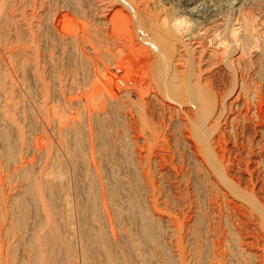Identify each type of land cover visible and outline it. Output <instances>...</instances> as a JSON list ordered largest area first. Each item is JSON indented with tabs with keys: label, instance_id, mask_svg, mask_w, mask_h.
I'll list each match as a JSON object with an SVG mask.
<instances>
[{
	"label": "rangeland",
	"instance_id": "obj_1",
	"mask_svg": "<svg viewBox=\"0 0 264 264\" xmlns=\"http://www.w3.org/2000/svg\"><path fill=\"white\" fill-rule=\"evenodd\" d=\"M117 12L128 29L112 26ZM154 43L181 57L177 86L202 87L228 111L210 131L227 181L174 123L157 128L159 113L169 115ZM119 62L133 86L113 79ZM263 103L264 0H0V264H108L107 251L112 264H263L262 216L227 183L264 207V152L253 135ZM125 115L130 131L116 120ZM145 138L155 145L143 148Z\"/></svg>",
	"mask_w": 264,
	"mask_h": 264
},
{
	"label": "bare ground",
	"instance_id": "obj_2",
	"mask_svg": "<svg viewBox=\"0 0 264 264\" xmlns=\"http://www.w3.org/2000/svg\"><path fill=\"white\" fill-rule=\"evenodd\" d=\"M114 1V0H113ZM123 2V1H122ZM188 2V1H187ZM117 3V2H116ZM124 3H126L128 6H130L132 9H131V12H132V15H133V17H132V19H133V21H134V19H135V21H137L138 22V24L140 25V30L139 29H136V30H139V33H141V34H143V30L144 29H142V27H144L143 25V23L140 21V19H139V15H138V13L137 12H135V10H134V8H133V4L132 3H130V2H124ZM135 3V2H134ZM185 3H186V1H185ZM190 3H192V2H190ZM186 4H188V3H186ZM185 8L186 7H184V10H185ZM188 8V7H187ZM103 10H105L104 8H102ZM188 10H190V9H188ZM187 10V11H188ZM192 10V9H191ZM106 11V10H105ZM137 11H138V9H137ZM193 12V11H192ZM141 13V12H140ZM190 13V12H189ZM123 14H122V12H117V14L116 15H114V18L113 19H115L116 21H117V23L116 22H114L115 24L114 25H112V23L110 24V25H112V26H116V28H118V29H120L123 25H124V27L125 26H127L128 25V22H127V20H126V18H124L123 16H122ZM111 18V19H112ZM131 18V17H130ZM112 19V20H113ZM127 19H129L128 17H127ZM155 22V21H154ZM127 23V25H125ZM144 23H146L145 21H144ZM156 23V22H155ZM137 24V25H138ZM136 25V24H135ZM136 25V26H137ZM159 27H161V26H159ZM126 29H128L127 27H125ZM152 29H154V27L152 28ZM156 29V28H155ZM122 30H124V29H122ZM146 31V30H145ZM163 32V31H162ZM235 32V31H234ZM243 32V31H242ZM138 33V32H137ZM144 35V34H143ZM145 36V35H144ZM243 36V37H242ZM241 36V39H240V43H241V45H242V47H246V45L248 44V42H249V38H248V36H246L245 34H243ZM121 39V38H120ZM122 40H123V38H122ZM127 40V39H126ZM141 40H143V39H141ZM133 41V40H132ZM170 41V40H169ZM130 44L129 42H126L125 43V45H128V44ZM168 43V42H167ZM192 43V42H191ZM181 44V43H180ZM152 45V48L156 51V52H159L160 54H161V57H160V59L159 60H157V64H154V66L158 69V73L156 74V75H153V78H155L156 76H157V78L158 79H160V78H163L164 79V81H165V85H164V90H165V92H164V96H166V98H167V100H166V102L169 104V105H171V106H167L168 104H166V106H165V110H163L162 109V107L159 109V111L161 110V112L163 111H166L167 110V114L169 115V118L166 120L165 118H164V114L163 113H159V114H163L162 115V117H161V115H160V117L158 116V120H157V128H164L165 129V127L166 126H170V127H174V128H176L177 127V129L178 130H176L178 133V135L180 136V137H182L183 138V140L185 141V142H188V140H191V139H193V140H191V141H193L194 143H192L193 145V149L194 150H196V153L198 154V155H202L203 156V158L204 159H202L203 161L205 160V162L208 164V166L209 167H207L208 169L211 167L212 169H210L211 171H212V174H214L215 173V176L217 175V177H219L220 179H222L223 181H227V179L225 180V175H223V173H222V171H220V170H218L215 166H214V163L215 162H217V161H219V160H216V156H214V154L211 152V148H210V143H211V134L212 133H210V131L212 132L213 130H214V128H215V126H218V123H219V119H221V117L223 116V114H225V112L227 111L226 110V108L225 107H223L222 108V110H218L217 109V107H216V105H215V101H213V100H211V102L210 101H208V91H206L204 88H202V87H196V86H191V85H189V86H186L187 87V89L185 88V89H183L182 88V86H177V85H179V82H178V76H177V74H178V71H177V62H179V59L181 58L179 55H177L176 57H178V59H176V58H174L175 57V55H174V53L172 52V53H170V51H171V49H169V50H167V48L164 50V49H162V47L161 46H159V45H157L156 43H154V44H151ZM197 45V44H196ZM167 46V45H166ZM182 46V45H181ZM198 46H199V44H198ZM241 47V46H240ZM239 47V48H240ZM134 48H136V46H134ZM143 48V47H142ZM161 48V49H160ZM187 48V47H186ZM131 49H133L132 47H131ZM138 49V48H137ZM129 50V49H128ZM153 50V51H154ZM241 50H243L242 48H241ZM130 51V50H129ZM133 51V50H132ZM135 51V50H134ZM142 51V50H141ZM131 52V51H130ZM155 52V53H156ZM241 52V51H240ZM149 53V52H148ZM243 53V52H242ZM242 53L240 54V55H242ZM135 54V53H134ZM142 54H144V53H142ZM238 54V53H237ZM120 55V54H119ZM146 55V54H145ZM171 56H173V58L171 57ZM144 57V56H143ZM146 57V56H145ZM118 58H121V57H118ZM141 56L140 55H137V57L136 58H134V59H138V62H139V60H141ZM190 59V58H189ZM87 60V59H86ZM237 60V59H236ZM236 60H234V61H236ZM136 61V60H135ZM143 61H144V58H143ZM238 62H239V60H237ZM137 62V61H136ZM145 62V61H144ZM143 62V63H144ZM148 62V61H147ZM149 62H150V60H149ZM155 62V61H154ZM177 64H176V63ZM191 62V61H190ZM237 62V63H238ZM141 63V62H140ZM139 63V64H140ZM127 64V63H126ZM126 64H125V62H119L118 64H116V66H115V70L113 71L114 72V77H113V79H115V80H117V82H119V84L121 83H125V84H127V85H129L130 84V86L132 85V81H134V78H132V76H131V74L129 75V70H128V67H126ZM147 64V63H146ZM180 64V63H179ZM144 65H145V63H144ZM145 69H146V67H145ZM224 70V69H223ZM134 72V71H133ZM109 73V72H108ZM138 73H140V71L138 72ZM145 73H147V72H145ZM225 73V72H224ZM120 74V75H119ZM141 74V73H140ZM155 74V73H154ZM112 75V74H111ZM143 75H145V74H143ZM179 75V74H178ZM146 76V75H145ZM138 77V76H137ZM141 77H143V76H141ZM147 77V76H146ZM251 77V76H250ZM141 79V78H140ZM162 79V80H163ZM190 79V78H189ZM103 80V79H102ZM138 80H139V78H138ZM113 81V80H112ZM148 82V81H147ZM168 82V83H167ZM241 82H242V80H241ZM105 83H106V80H105ZM123 83V84H124ZM142 83V82H141ZM182 83V82H181ZM113 84V83H112ZM169 84V85H168ZM188 84V83H187ZM191 84V83H190ZM107 85H108V87H107ZM106 85V87H105V90H109V89H112V85L111 84H107ZM114 85V84H113ZM142 86H143V84H141ZM148 85V84H147ZM168 85V86H167ZM115 86V85H114ZM126 86V85H125ZM133 86V85H132ZM240 86V85H239ZM103 87H104V85H103ZM141 87V86H140ZM197 89H196V88ZM102 88V87H101ZM107 88V89H106ZM144 88V87H143ZM161 88V87H160ZM181 88V89H180ZM98 89V88H97ZM118 89H120V86H119V88ZM166 89H167V91H166ZM255 89V88H254ZM95 90V89H94ZM100 90V89H99ZM103 90V89H102ZM115 90V89H114ZM140 90V89H139ZM149 90H151V89H149ZM96 91H98V90H96ZM116 91V90H115ZM131 91H133V89L131 90ZM216 91V90H215ZM94 92V91H93ZM101 92H104V90L103 91H101ZM154 92V91H153ZM170 92V93H169ZM243 92V91H242ZM107 93H109V91H107ZM113 93V92H112ZM144 93V92H143ZM146 93V92H145ZM144 93V94H145ZM240 93V92H239ZM239 93H237V96L234 98V104L236 105V107H235V105H234V107L236 108V109H242L244 106H243V102L245 101V98H244V101L243 102H241V104L239 103V97H240V94ZM89 94V93H88ZM92 94V93H91ZM96 94V95H95ZM103 93H101V95H102ZM110 94V93H109ZM147 94V93H146ZM156 94V93H155ZM162 94V93H161ZM169 94H172L173 95V97H174V99L175 98H185V99H187V104L188 105H186V106H191L192 108H189V107H187L186 109L185 108H183L184 106H182V105H180L178 102H176L174 99H172L173 97H170L169 96ZM216 94V93H215ZM244 94H245V92H244ZM249 94V93H248ZM247 94V96H249ZM94 95L97 97L98 95H99V93L97 92H95L94 93ZM101 95H100V97H101ZM150 95H153V96H155L154 95V93L153 94H150ZM163 95V94H162ZM258 95V94H257ZM88 96V95H87ZM92 96H93V94H92ZM91 96V97H92ZM112 96V95H111ZM140 96V95H139ZM148 96V95H147ZM254 96V95H253ZM256 96V95H255ZM142 97V96H141ZM145 97V96H144ZM245 97H246V94H245ZM250 97V96H249ZM258 97H259V95H258ZM257 97V98H258ZM138 98V97H137ZM164 98V97H163ZM217 98V97H216ZM247 98V97H246ZM253 98H255V97H253ZM88 99H89V97H88ZM94 99V98H93ZM122 99V98H121ZM143 99V98H142ZM260 99V102L258 103V102H256L255 101V103H258V104H256V105H259V107L261 106V103H262V100H261V97L259 98ZM85 100V99H84ZM90 100V99H89ZM124 100V99H123ZM144 100V99H143ZM163 100H165V99H163ZM241 100V99H240ZM248 100V99H247ZM246 100V101H247ZM91 101H92V98H91ZM153 101V100H152ZM152 101H150L151 103H152ZM245 101V102H246ZM252 101V100H251ZM97 102H98V100H97ZM114 102H115V100H114ZM228 102V101H227ZM236 102H237V104H236ZM147 103V102H146ZM148 103H149V99H148ZM222 103H223V101H222ZM222 103H221V105H222ZM91 104V103H90ZM123 104V103H122ZM165 104H163V105H165ZM218 104V103H217ZM232 104V103H231ZM264 104V103H263ZM115 105V104H114ZM124 105V104H123ZM122 105V106H123ZM147 105H151L150 103L149 104H147ZM229 105V104H228ZM90 106H92V105H90ZM238 106V107H237ZM246 106H247V104H246ZM93 107V106H92ZM126 107V106H125ZM152 107V106H151ZM178 107L180 108V109H178ZM222 107V106H221ZM229 107V106H228ZM227 107V108H228ZM249 109H251V106L249 105ZM258 107V106H257ZM127 108V107H126ZM125 108V109H126ZM235 108H234V110H235ZM254 108H256V107H254ZM97 109V108H96ZM120 109V108H119ZM244 109L245 108H243V111H244ZM234 110H233V112H234ZM262 109H260V108H256V112H254L255 113V118L258 120V122H260V124H261V122H263L262 121V119L264 118L263 117V115H262V113L264 112H262L261 111ZM246 111V110H245ZM248 111H251V110H248ZM92 112V111H91ZM173 112L176 114V115H172L173 114ZM222 112H224L223 114H220V113H222ZM228 112V111H227ZM226 112V113H227ZM131 113V112H130ZM133 113V112H132ZM165 113V112H164ZM229 113H230V107H229ZM235 113V112H234ZM247 113V112H246ZM251 113H252V111H251ZM89 114V113H88ZM96 114V113H95ZM166 114V115H167ZM228 114V113H227ZM250 114V113H249ZM124 115V114H123ZM127 115V114H126ZM125 115V117L124 118H120V117H117L116 118V120H117V123L119 124H123V122H124V125H125V127H127V125H128V118H129V115H128V118H127V116ZM230 115V114H229ZM231 115H232V113H231ZM241 115H243V114H241ZM119 116V115H118ZM233 116H235V115H233ZM232 116V117H233ZM239 116V115H238ZM249 116V115H248ZM247 116V117H248ZM96 117V116H95ZM132 117V116H131ZM168 117V116H167ZM166 117V118H167ZM215 117H217V118H215ZM228 117V116H227ZM226 116H225V118H227ZM231 117V116H230ZM243 117V116H242ZM246 117V116H245ZM244 117V118H245ZM251 117V116H250ZM253 117V116H252ZM161 118V119H160ZM254 118V119H255ZM132 120H135L134 118H131ZM175 119V120H174ZM234 119V118H233ZM236 119H238L237 118V116H236ZM239 119H240V117H239ZM223 120L225 121V119L223 118ZM232 120V119H231ZM252 120V119H251ZM130 121V120H129ZM145 121H147V120H145ZM132 122V121H131ZM135 121H133L132 123H134ZM148 122V121H147ZM154 122V121H153ZM156 122V121H155ZM226 122V121H225ZM238 122V121H237ZM115 123H116V121H115ZM116 123V124H117ZM126 123H127V125H126ZM149 123L151 124V122L149 121ZM175 124V126H172V124ZM227 123H229V122H227ZM232 123V122H231ZM235 123V122H234ZM254 123V122H253ZM257 123V122H256ZM115 124V125H116ZM117 124V125H118ZM150 124H148V125H150ZM256 125V124H255ZM132 126V125H131ZM153 126V125H152ZM168 126V127H169ZM119 127V126H118ZM154 127V126H153ZM167 127V128H168ZM214 127V128H213ZM252 127V126H251ZM128 130L130 131L131 130V128L132 127H130V124L128 125ZM148 128V127H147ZM173 128V129H174ZM170 129V128H169ZM168 129V130H169ZM248 129V128H247ZM115 130H116V128H115ZM137 130H139L138 128H137ZM257 130V129H256ZM143 131V130H142ZM246 131V130H245ZM249 131V133H252V132H254L253 130H251V129H249L248 130ZM131 132H135V130L133 129ZM140 132V131H139ZM144 132V131H143ZM154 132H155V129H154ZM153 132V133H154ZM166 132V131H165ZM147 133V132H146ZM258 133H259V136L257 137L258 139H257V142H256V144H257V147H259V148H261V149H263L262 150V152H264V124H263V126H261V127H259V130L258 131H255L254 133H253V135H258ZM156 134V133H155ZM162 134H164V133H162ZM138 135H141V134H139L138 133ZM147 136H148V133L146 134ZM224 135V134H223ZM144 136V135H143ZM149 137V136H148ZM161 137L162 138H164L163 136H160V138L159 139H161ZM167 137V136H166ZM224 137V136H223ZM245 137H247V136H245ZM251 137H253V136H251ZM219 138H220V136H219ZM148 139V138H147ZM158 139V138H157ZM165 140H166V138H164ZM143 140V145H142V147L143 146H145V145H147L148 146V149H149V143H151V139L149 138V141L148 140H146V138L145 139H142ZM162 140V142H161V144L162 143H164L163 141V139H161ZM216 140H218V139H216ZM221 140V139H220ZM159 141V140H158ZM216 142V141H215ZM223 142V141H222ZM131 143H136L135 141L134 142H131ZM153 143H155V142H153ZM190 143V142H189ZM169 144V143H168ZM167 144V145H168ZM217 144V143H216ZM151 145H152V143H151ZM155 145V144H154ZM154 145H152V146H154ZM190 144H188L187 143V147H190L189 146ZM217 145H219V144H217ZM64 146V145H63ZM135 146H138V148H140L141 146H140V144H138V143H136L135 144ZM162 146V145H161ZM163 147V146H162ZM144 148V147H143ZM147 148V147H146ZM150 148H152V147H150ZM161 148V147H160ZM147 149V150H148ZM190 149V148H189ZM139 150H141V149H139ZM161 150H162V148H161ZM260 150V149H259ZM150 151V150H149ZM193 151V150H192ZM162 152V151H161ZM190 152V151H189ZM149 153V152H148ZM191 153H193V152H191ZM146 154H147V152H146ZM196 154V155H197ZM258 155H257V158L256 159H263V157L264 156H262V154H264V153H257ZM148 155V154H147ZM150 155V154H149ZM149 155H148V157H149ZM154 155V154H153ZM194 155V154H193ZM224 155V154H223ZM155 156V155H154ZM228 156V155H227ZM147 157V158H148ZM162 158V157H161ZM164 159V158H163ZM162 159V160H163ZM227 159V158H226ZM261 161V160H260ZM205 162H204V164H205ZM200 163V162H199ZM256 163V162H255ZM258 165H260V164H258ZM262 166V165H261ZM221 167V166H220ZM209 170V171H210ZM210 171V172H211ZM52 172V171H51ZM59 172V171H58ZM50 173V172H49ZM49 173H47V174H49ZM54 173H57V172H54ZM50 175V174H49ZM52 175H50V177H51ZM61 176V175H60ZM227 176V175H226ZM263 176V175H262ZM261 176V177H262ZM47 177H49L48 175H47ZM250 177V176H249ZM61 178V177H60ZM239 178H240V176H239ZM261 179V178H260ZM59 180V179H58ZM221 180V181H222ZM250 180H251V178H250ZM262 180V179H261ZM239 181V180H238ZM56 182V181H55ZM91 182V181H90ZM253 182V181H252ZM264 182V181H263ZM262 182V183H263ZM228 184H230V190H231V192L235 195V196H238V197H243V198H246V199H248V202L247 203H249L252 207H250V208H252L253 209V211L251 210V212H254V210H257L259 213H260V216H262V217H260L261 218V222L264 224V207H262V208H260L261 206L259 205H257L258 203H257V200H255V198H254V194L251 192V194H246V192L244 191V190H241L240 188H239V186L238 185H231L232 183L230 182H227ZM225 184H226V182H225ZM227 184V185H228ZM227 185H226V187H227ZM93 186V185H92ZM260 186H261V184H260ZM264 186V185H263ZM246 189V188H245ZM255 189V188H254ZM254 189H252V190H254ZM264 189V188H263ZM255 191V190H254ZM258 191V190H257ZM230 191H229V193H231ZM256 192V191H255ZM254 192V193H255ZM228 193V194H229ZM232 194V195H233ZM224 195H226V194H224ZM231 195V194H230ZM233 195V196H234ZM262 196V195H264V191H262L261 189H259V193H258V197H260V196ZM257 196V195H256ZM257 198V197H256ZM264 200V199H263ZM259 201H260V199H259ZM261 204H262V202H260ZM245 204V203H244ZM263 205V204H262ZM233 206H235V205H233ZM247 206V205H246ZM231 207V206H230ZM247 209V208H246ZM235 210H236V206H235ZM247 212V211H246ZM250 212V213H251ZM257 212V213H258ZM247 215L248 214H246V217H247ZM245 217V218H246ZM142 218H144V216L142 217ZM147 220H149L148 218H146ZM144 220V221H147V220ZM143 221V222H144ZM154 221V220H153ZM153 221H152V223H153ZM239 221V220H238ZM142 221H141V223H142V226H144ZM150 222V221H149ZM148 222V223H149ZM152 223L150 224V225H152ZM145 224H147V223H145ZM148 226H149V224L146 226L147 228H148ZM264 226V225H263ZM152 227V226H151ZM143 228L145 231V233L143 232V234H146V235H144L145 237L147 236V237H149L150 235H151V233H149V232H151L150 230V228ZM142 229V230H143ZM150 229V230H149ZM264 229V228H263ZM258 230V229H257ZM104 231V230H103ZM52 232H53V230L51 231V237L52 236H54V235H52ZM102 232V231H101ZM153 232V231H152ZM251 232V231H250ZM100 233V232H99ZM106 233V232H105ZM256 233V232H255ZM101 234V233H100ZM100 234H98V235H100ZM102 234H104L103 232H102ZM150 234V235H149ZM253 234V233H252ZM48 235V234H47ZM256 235V234H255ZM255 235H253V236H255ZM103 236H105V234L103 235ZM48 237V236H47ZM100 237V239L102 238L101 236H99ZM106 237L107 236H105V239H106ZM46 238V237H45ZM152 238V237H151ZM150 237H149V239H151ZM48 239V238H47ZM51 239V238H50ZM53 239V238H52ZM105 239H103V240H105ZM154 239V238H153ZM253 239H254V237H253ZM255 239H256V237H255ZM258 239V238H257ZM261 239H262V237H261ZM103 240H101V242L103 241ZM107 240H109L108 238H107ZM48 241V240H47ZM95 241V240H94ZM106 241V240H105ZM104 241V242H105ZM56 242V241H55ZM97 242V241H96ZM61 243V242H60ZM103 243V242H102ZM107 243V242H106ZM255 243V242H254ZM52 244V243H51ZM50 244V245H51ZM55 244V243H54ZM249 244H250V242H249ZM253 244V243H252ZM256 244V243H255ZM251 245V244H250ZM256 245H258V244H256ZM255 245V246H256ZM54 247H56L55 245H53ZM105 246V245H104ZM106 246H108V245H106ZM103 247V246H102ZM257 247V246H256ZM57 248V247H56ZM61 248V247H60ZM260 248V247H259ZM263 248V247H262ZM52 249H54V248H52ZM106 249H107V247H106ZM105 249V250H106ZM109 250H110V248H108ZM102 251H104L103 249H102ZM47 252V251H46ZM52 252V251H51ZM104 253V252H103ZM108 253V254H107ZM107 260L109 261V263L108 264H112L111 263V261H112V255H111V253L109 252V251H107ZM39 254V253H38ZM46 256V255H45ZM52 256V255H51ZM260 257V256H259ZM40 258V257H39ZM50 258H52V257H50ZM262 259H260V260H263V264H264V254H263V256L261 257ZM37 259V258H36ZM39 261H40V259H39ZM38 262V261H37ZM51 262V261H50Z\"/></svg>",
	"mask_w": 264,
	"mask_h": 264
}]
</instances>
